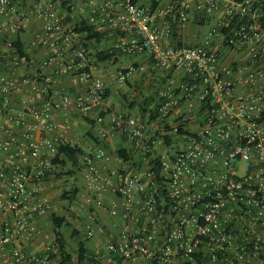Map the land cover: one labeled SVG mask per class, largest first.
Masks as SVG:
<instances>
[{
    "label": "built area",
    "instance_id": "2783aa9c",
    "mask_svg": "<svg viewBox=\"0 0 264 264\" xmlns=\"http://www.w3.org/2000/svg\"><path fill=\"white\" fill-rule=\"evenodd\" d=\"M20 1L0 0V15H8L17 32L26 25ZM81 1L92 9L88 25L98 31V23H105L125 35L118 51L146 53L156 68L186 75L179 87L170 85L158 93L147 120L110 114L102 136L118 134L132 141L146 165L143 171L122 174L114 184L111 174L99 171L93 153L84 156L91 200L122 221L118 238L106 245L108 252L119 257V264H264V0H172L161 25L149 5ZM219 11L224 18L209 29L203 43L163 45L164 38L194 17L208 23ZM36 12L44 25L33 44L52 50L43 66L55 65L56 74L75 76L86 86L75 95H63L60 103L26 105L14 120V126L24 128L22 140L7 129L0 141V151L10 156L0 171L7 188L0 192V214L13 217L0 224V264H60L57 246L43 252L31 246L38 232L34 220L49 208L39 195L41 184L56 173L59 148L68 145L51 121L52 112L73 106L88 116L106 99L97 58L80 42L75 25L67 26L53 3L37 0ZM3 33L0 24V36ZM215 44L245 57L244 66H222ZM9 47L16 65L29 62L12 43ZM119 79L124 81V74ZM26 84L31 81L0 77L3 94ZM41 87L60 94L51 78ZM240 88L245 91L238 92ZM5 114L3 104L0 116ZM168 132L177 135L179 144L157 155L159 141L171 144L165 140ZM18 157L26 164H18ZM108 191L116 198L106 204ZM85 229L88 238L106 232L95 213ZM93 264L103 263L96 258Z\"/></svg>",
    "mask_w": 264,
    "mask_h": 264
},
{
    "label": "crops",
    "instance_id": "0c3cea01",
    "mask_svg": "<svg viewBox=\"0 0 264 264\" xmlns=\"http://www.w3.org/2000/svg\"><path fill=\"white\" fill-rule=\"evenodd\" d=\"M45 3H53L56 11L64 18L67 26L76 25L82 21H88L92 15V9L82 5L81 0H44ZM172 0H138L141 5L151 6L159 14L157 23L163 24L167 18L165 10L170 6ZM20 9L26 17V25L22 31H15L9 25L8 15H0V24L4 25V33L0 36V77L14 80L28 79L31 84H26L17 90L3 94L0 91V106L6 104V114L0 116V141L6 139V130L13 129L19 140H22L21 132L24 128L14 126V120L24 113L26 105L42 108L47 103H60L65 94L75 95L85 90V84L80 82L75 76L56 74L55 65L43 66V62L52 54V50L44 45H34L43 30L44 21L37 14V0H22L19 2ZM73 6L74 9H70ZM224 18V13L219 11L212 21L201 23L194 17L192 21L182 27L176 28L174 34L162 40L164 46L167 45H188L195 46L205 41L207 33L211 27ZM98 31L101 34V42H93L90 51L115 52L111 60L98 62V74L102 77L107 87V98L101 108L96 109L90 115H82L73 106L52 112L51 121L54 122L61 132L68 139V145L79 146L83 150L76 163L67 161L66 167L57 164L54 175L48 176L41 184L40 197L46 198L49 203L48 211L45 215L34 220L38 230L32 243V249L43 252L55 243V227L53 216H66L71 223L65 229L63 226L61 235L66 244V251L76 252L83 243L87 249V260L82 264H93L98 258L103 264H119L117 255L110 254L107 250V243L111 239H117L120 233L122 221L120 217H112L108 211L100 208L91 200L90 182L86 176L84 156L93 153L97 158L98 169L101 173L111 174L114 184H118L122 174L141 172L146 165L141 161L139 151L132 141L115 134L108 138L102 136V132L110 124V114H123L128 117L147 120L153 112V103L158 93L170 85L179 87L186 80L183 71L176 69H158L146 53L128 55L121 53L116 46L123 34L118 35L109 30L105 23H98ZM207 28L204 36L201 32ZM80 42L82 37L79 38ZM19 42L24 54L29 62L16 65V54L10 49L9 44ZM214 49L221 54L222 66L234 65L236 68L244 66L245 57L236 55L234 51L215 44ZM125 76V80L119 79L120 75ZM46 78H51L60 90L56 94L53 89L49 93L42 91V85ZM32 85H36L33 88ZM240 88L238 92H244ZM31 118L26 123L30 124ZM194 118L190 124L193 126ZM168 139L171 144L166 146L159 141L156 146V154H160L165 148L168 150L173 145L179 144V138L173 132H168ZM121 154L128 157L125 161ZM10 156L0 151V171L3 166L10 161ZM59 161L65 160L64 156L57 158ZM18 164H26L23 159L15 160ZM71 172L66 174L67 172ZM73 188L79 191L76 199L72 201L63 199L62 195ZM7 188L0 180V192ZM113 192L105 194V202L109 204L115 200ZM95 213L99 217V224L105 228V233L98 231L94 237L86 236V224L89 215ZM10 214H0V224L6 220H12ZM78 223L81 226L78 227ZM72 246V248H71ZM73 255V253H71ZM75 254V255H76ZM78 257V254L76 255ZM74 258V257H73ZM78 261V258H77ZM77 261L74 262L77 264Z\"/></svg>",
    "mask_w": 264,
    "mask_h": 264
},
{
    "label": "trees",
    "instance_id": "16d2710c",
    "mask_svg": "<svg viewBox=\"0 0 264 264\" xmlns=\"http://www.w3.org/2000/svg\"><path fill=\"white\" fill-rule=\"evenodd\" d=\"M138 0H132L133 3H137ZM75 31L79 33L82 36V41L84 42V45L86 48H90L91 44L93 42H101V34L100 32L96 31L94 27L87 24L86 21H82L80 23H77L75 25ZM15 48H17L20 55H25L22 46L19 42H13L12 43ZM95 56L97 58L98 62H104L107 60H111L115 56V52H105V51H97L95 53ZM108 93H106V98ZM167 144L169 143V139L165 138ZM59 154L64 156L65 160L59 161L58 159L55 160L56 163L61 164L63 167H66L67 161H70L72 163H76L77 159L83 155V150L79 146H71V145H64L59 148ZM121 157L124 158L125 161H129L128 157H126L124 154H121ZM58 158V157H57ZM157 173L160 172V167H156ZM71 172H67L68 174ZM77 188H73L71 191H68L62 195L63 199H68L73 202L74 199H76V195L78 193ZM53 223L55 227V243L60 251V264H76L74 262L73 255L70 252L66 251V244L64 242L63 236L61 235V232L59 230L62 229L63 226H70L71 223L67 220L66 216L59 217V216H53ZM78 253V261L77 264H82L87 260L93 261L91 258H87V249L83 243H81L80 248L77 251Z\"/></svg>",
    "mask_w": 264,
    "mask_h": 264
},
{
    "label": "rangeland",
    "instance_id": "374dc122",
    "mask_svg": "<svg viewBox=\"0 0 264 264\" xmlns=\"http://www.w3.org/2000/svg\"><path fill=\"white\" fill-rule=\"evenodd\" d=\"M206 32H207V28H204L203 31L201 32V35L204 36V35L206 34ZM70 226H71V225H70ZM80 226H81V230H83V227H82L81 223H78V227H80ZM67 227H68V226H65L64 228L67 229ZM71 248H72V246H71ZM69 252H70V253H73V257L75 258V261H77V258H78V257H77L76 255H77L78 253L76 254V252L73 251L72 249L69 250ZM75 254H76V255H75Z\"/></svg>",
    "mask_w": 264,
    "mask_h": 264
}]
</instances>
